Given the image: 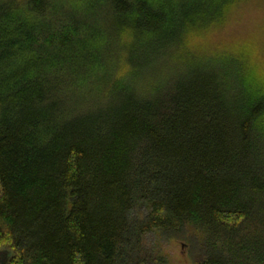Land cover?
I'll return each instance as SVG.
<instances>
[{"label":"trees","instance_id":"obj_1","mask_svg":"<svg viewBox=\"0 0 264 264\" xmlns=\"http://www.w3.org/2000/svg\"><path fill=\"white\" fill-rule=\"evenodd\" d=\"M256 1L0 0V264H264Z\"/></svg>","mask_w":264,"mask_h":264},{"label":"rangeland","instance_id":"obj_2","mask_svg":"<svg viewBox=\"0 0 264 264\" xmlns=\"http://www.w3.org/2000/svg\"><path fill=\"white\" fill-rule=\"evenodd\" d=\"M256 3H258L259 7L251 14H244L245 22L241 24L239 31H245L240 34L246 35L251 32H257L259 41L261 44H264V0H257ZM250 18H252L251 21L255 24L254 27L252 25L247 26ZM187 233V238L168 239L161 232L154 231L145 236L144 243L148 249L163 255L169 264H193L189 254L190 247L187 239L189 237L196 239L198 236L192 229Z\"/></svg>","mask_w":264,"mask_h":264}]
</instances>
